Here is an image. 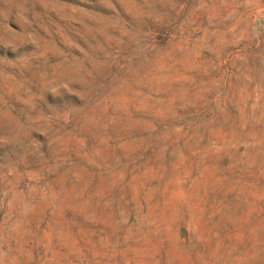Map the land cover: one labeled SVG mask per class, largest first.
<instances>
[{
  "label": "rangeland",
  "instance_id": "rangeland-1",
  "mask_svg": "<svg viewBox=\"0 0 264 264\" xmlns=\"http://www.w3.org/2000/svg\"><path fill=\"white\" fill-rule=\"evenodd\" d=\"M0 264H264V0H0Z\"/></svg>",
  "mask_w": 264,
  "mask_h": 264
}]
</instances>
